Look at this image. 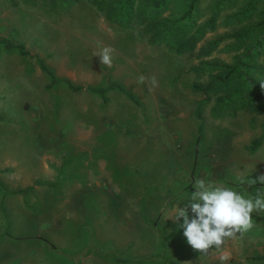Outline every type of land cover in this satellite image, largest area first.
Returning <instances> with one entry per match:
<instances>
[{
  "label": "rangeland",
  "instance_id": "374dc122",
  "mask_svg": "<svg viewBox=\"0 0 264 264\" xmlns=\"http://www.w3.org/2000/svg\"><path fill=\"white\" fill-rule=\"evenodd\" d=\"M224 1L221 17L194 48L176 50L171 39H150L138 10L127 21L112 16L110 0H0V39L37 53L58 78L85 85L120 81L138 99L118 88H110L103 101L97 92L72 89L62 80L49 85L36 57L0 47V264H23L24 253L5 247L25 248L23 238L9 234L23 229L46 239L32 241L34 250L26 253L37 264H127L118 259L127 250L128 264H169L164 257L175 258L170 252L187 250L193 256L174 264L200 257L204 264H220L222 251L230 253L226 264H264V256L258 257L264 254V213H252L250 230L208 255L192 252L179 227L183 218L176 223L168 217L173 208L189 204L197 178L245 196L264 191V185L248 183L253 172L264 173V136L255 150L248 149L261 132L264 110L218 106L213 89L208 98L192 88L218 73V65L255 50L249 36H225L211 51L202 50L213 37L238 27L222 17L245 0L194 3L195 23H201ZM185 2L170 0L167 10L179 13ZM244 7L249 13L255 8L249 2ZM255 19V13H241L242 25ZM104 46L114 49L111 67L94 55ZM256 58L264 76V52ZM141 75L148 78L144 84L137 82ZM153 76L158 85L150 91ZM199 101L203 126L196 142ZM45 173L54 175L55 190L38 189L35 179ZM75 182L92 185L78 193ZM188 212L191 217L190 206ZM159 216L161 223L152 220ZM48 242L57 256L35 255V246Z\"/></svg>",
  "mask_w": 264,
  "mask_h": 264
},
{
  "label": "trees",
  "instance_id": "16d2710c",
  "mask_svg": "<svg viewBox=\"0 0 264 264\" xmlns=\"http://www.w3.org/2000/svg\"><path fill=\"white\" fill-rule=\"evenodd\" d=\"M195 1L196 0H186L182 11L179 13H173L171 10H167L170 0H110L111 5H113L115 9H113L112 6L110 7L112 8V16L115 18L123 16L125 17V21L131 18L133 11L138 10L141 19L146 24V30L150 34L151 40L167 38L171 39V43L176 50H191L202 37L205 30L213 28L215 22L221 17V10H223L228 3V1H224L221 6L216 5L212 8L209 16L203 22L195 23L196 18L192 13ZM248 2L254 7L256 4L258 5L250 12L256 14V21L253 23L248 20L242 25L241 13L245 16L250 14L249 10L244 7ZM224 18L230 26L238 27H235L234 30L227 34H220L213 37L202 50L206 53L211 51L225 36L240 37L242 40H247V36H249L251 40L254 38L253 41L256 40L254 45L255 50L252 52L246 50L243 56H237L233 63L218 65L217 67L220 69L218 73L212 74L204 84L192 83V88L206 92L207 94L205 97L208 98L209 90L213 89L215 91V102L218 106L225 105L232 109L236 107H246L255 111L264 110V90L261 89L259 82V80L264 79V76H259L263 66L259 64L256 58L261 51L264 52V0H245V3H242L240 8L226 12L222 19ZM240 26L244 28L240 29ZM256 28L260 29L256 31ZM258 46L263 50H261V48L259 49ZM0 47L4 49H16L18 53L22 55L36 57L40 67L50 76L49 85L62 80L72 89L87 88L93 92H97L103 101L107 100L106 92L110 88H118L125 92L134 102H138L135 93L126 88L120 81H108L102 85L74 84L68 78H58L42 57L37 53H32L25 49L23 44L13 43L5 38H1ZM195 114L199 118L197 126L198 135L196 137V142H198L203 126L200 101L195 110ZM263 136L264 119L261 122V132L252 138L248 145V149L250 151L255 150L261 144ZM260 175H264V173L255 171L252 174L253 179ZM45 182L49 185L56 184V181ZM257 184L261 183L257 181ZM263 256L264 254L258 255V257ZM143 258L144 257H141L140 260ZM118 259L121 261L127 260L126 257ZM164 259L170 262V259L167 257H164Z\"/></svg>",
  "mask_w": 264,
  "mask_h": 264
},
{
  "label": "clouds",
  "instance_id": "9594fccd",
  "mask_svg": "<svg viewBox=\"0 0 264 264\" xmlns=\"http://www.w3.org/2000/svg\"><path fill=\"white\" fill-rule=\"evenodd\" d=\"M114 49L109 46L102 47L94 55L100 57L103 66H112V53ZM148 78L141 75L138 83L144 84ZM264 90V79L259 80ZM158 85L156 77H151L149 90ZM237 180L243 184V176L238 175ZM264 184V175L248 181L249 185ZM195 191L191 192L189 204L184 207L173 208L168 216L174 222H183L179 227L193 251L201 255H208L210 249L221 250L226 240L235 239L237 233H244L253 227L252 213H264V191H258L254 197L245 196L232 188L216 184L213 181L197 178L194 182ZM193 215L190 217L188 207ZM220 264H226L231 258L230 253L222 251L218 255Z\"/></svg>",
  "mask_w": 264,
  "mask_h": 264
},
{
  "label": "crops",
  "instance_id": "0c3cea01",
  "mask_svg": "<svg viewBox=\"0 0 264 264\" xmlns=\"http://www.w3.org/2000/svg\"><path fill=\"white\" fill-rule=\"evenodd\" d=\"M54 175H52L51 173H45V177H38L37 176V178L35 179V181L37 182V186H38V189L39 190H48V188H51L52 190H55L56 189V187H54L53 185H49V184H45L44 182L45 181H54V177H53ZM97 176V175H96ZM89 177V176H88ZM93 177H94V175H93ZM92 185V184H91ZM91 185H82V184H77V182H75L74 183V185H72L74 188H75V191L76 192H78V193H81V192H88L89 190H90V188H91ZM94 185V187L95 188H98V185L97 184H93ZM46 186H47V189H46ZM58 189H60V190H62V191H65L63 188H58ZM19 190V188H17L16 189V191H18ZM14 191V190H13ZM67 191V190H66ZM115 197V196H114ZM79 199H81V196H79ZM115 199V198H114ZM145 203H147V202H145ZM122 204H124V206H126V208H128L129 207V205H130V199H129V195L128 196H126L125 197V199L123 200V202H122ZM131 205H132V203H131ZM137 212H138V214H139V216L141 217V218H143V221H144V224H145V218H144V214H142V213H140V202L138 201L137 202ZM146 207H148V205L146 206L145 204H144V208H146ZM154 222H156V223H161V219H160V216L157 218V219H152ZM166 220H168V219H166ZM169 221V220H168ZM169 224H171L170 222H169ZM173 231H175V229L173 230ZM173 231H169L170 233H172ZM10 232V231H9ZM10 234V236H13V237H16V238H23V240H24V242H23V244L25 245V248H21V249H17V248H15L13 245H10V244H7V245H5V247L6 248H8L9 247V249L11 250V251H13V252H18L17 254H14V255H19L20 253H24V262H23V264H37V262H36V258H35V256H32L31 255V261L30 262H28V258L26 257V253H27V251L29 250V247H31V250L33 251L34 250V245H36V244H33V242L32 241H44V242H46L45 240V237H43L42 236V232L40 233V231L39 232H31V230L29 231V229H23V232H21V233H18V232H10L9 233ZM170 235H172V234H170ZM168 237H170L169 235H168ZM45 240H44V239ZM173 238L171 237V239L170 240H172ZM28 244H29V246H28ZM43 244V243H42ZM35 255H41V252H44V253H47V254H52V253H55V255L57 256V253H56V251L54 250V248H53V246H52V244H51V242H48L47 243V246H43V247H40L39 248V243H38V245L37 246H35ZM55 251V252H54ZM127 253H126V255H124V256H122V257H126V259L127 260H123L124 262H127V264L128 263H131L130 262V258H131V256L130 255H128L130 252H129V250H127L126 251ZM180 252V251H179ZM185 253L183 254V255H181V252L180 253H169V255L168 256H174L175 258H176V256H179V257H177L176 259L175 258H173V259H171V258H169V257H167L168 259H170V262H167V261H164L165 263H171V264H174L175 263V260H178L179 262H181L182 260H185V261H187L188 260V257L190 258L191 256H193L191 253H187V252H189V250H187V251H184ZM192 252H195V251H192ZM198 253H200V252H197V254ZM177 254H180V255H177ZM191 255V256H190ZM139 256H141V257H144V255H140V254H138V256L137 257H139ZM10 257H12V256H10ZM9 257V258H10ZM132 257H134V256H132ZM200 259V260H199ZM8 260H10V259H8ZM142 261V260H141ZM68 264H70V263H68ZM138 264V263H137ZM191 264H204V259L202 258V257H200V258H198L197 260L195 259L194 260V263H191Z\"/></svg>",
  "mask_w": 264,
  "mask_h": 264
}]
</instances>
